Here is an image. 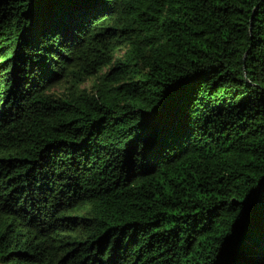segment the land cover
<instances>
[{"label": "trees", "instance_id": "16d2710c", "mask_svg": "<svg viewBox=\"0 0 264 264\" xmlns=\"http://www.w3.org/2000/svg\"><path fill=\"white\" fill-rule=\"evenodd\" d=\"M0 264H264V0H0Z\"/></svg>", "mask_w": 264, "mask_h": 264}, {"label": "rangeland", "instance_id": "374dc122", "mask_svg": "<svg viewBox=\"0 0 264 264\" xmlns=\"http://www.w3.org/2000/svg\"><path fill=\"white\" fill-rule=\"evenodd\" d=\"M86 84H87V85L90 84V81H87ZM55 88H57V86H56Z\"/></svg>", "mask_w": 264, "mask_h": 264}]
</instances>
